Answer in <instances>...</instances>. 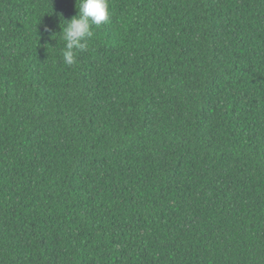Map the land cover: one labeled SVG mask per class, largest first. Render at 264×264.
Returning a JSON list of instances; mask_svg holds the SVG:
<instances>
[{
	"label": "trees",
	"instance_id": "obj_1",
	"mask_svg": "<svg viewBox=\"0 0 264 264\" xmlns=\"http://www.w3.org/2000/svg\"><path fill=\"white\" fill-rule=\"evenodd\" d=\"M109 2L0 0V264H264V0Z\"/></svg>",
	"mask_w": 264,
	"mask_h": 264
},
{
	"label": "clouds",
	"instance_id": "obj_2",
	"mask_svg": "<svg viewBox=\"0 0 264 264\" xmlns=\"http://www.w3.org/2000/svg\"><path fill=\"white\" fill-rule=\"evenodd\" d=\"M76 7L78 12L70 20H64L61 14L64 26H61L60 33L64 47L60 54L63 62L68 66L77 62L78 51L87 49L88 39L94 35L93 27L109 23L112 16L109 0H77Z\"/></svg>",
	"mask_w": 264,
	"mask_h": 264
}]
</instances>
